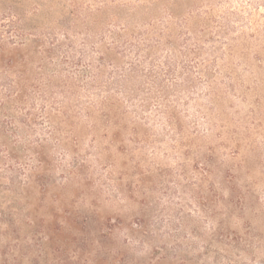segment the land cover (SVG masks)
<instances>
[{
	"label": "rangeland",
	"instance_id": "obj_1",
	"mask_svg": "<svg viewBox=\"0 0 264 264\" xmlns=\"http://www.w3.org/2000/svg\"><path fill=\"white\" fill-rule=\"evenodd\" d=\"M0 264H264V0H0Z\"/></svg>",
	"mask_w": 264,
	"mask_h": 264
}]
</instances>
